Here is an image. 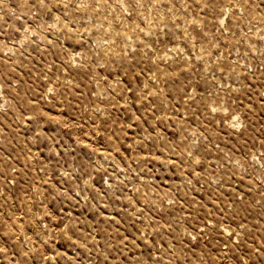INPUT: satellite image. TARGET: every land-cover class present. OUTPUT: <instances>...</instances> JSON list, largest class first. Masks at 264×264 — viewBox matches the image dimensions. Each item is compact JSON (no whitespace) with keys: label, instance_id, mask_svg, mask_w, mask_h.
Segmentation results:
<instances>
[{"label":"rangeland","instance_id":"374dc122","mask_svg":"<svg viewBox=\"0 0 264 264\" xmlns=\"http://www.w3.org/2000/svg\"><path fill=\"white\" fill-rule=\"evenodd\" d=\"M0 264H264V0H0Z\"/></svg>","mask_w":264,"mask_h":264}]
</instances>
